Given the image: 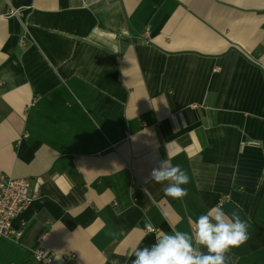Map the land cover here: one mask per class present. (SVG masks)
I'll use <instances>...</instances> for the list:
<instances>
[{
    "label": "crops",
    "instance_id": "crops-1",
    "mask_svg": "<svg viewBox=\"0 0 264 264\" xmlns=\"http://www.w3.org/2000/svg\"><path fill=\"white\" fill-rule=\"evenodd\" d=\"M0 175L36 194L0 264L43 233L51 264H132L214 206L249 224L226 264H264V0H0Z\"/></svg>",
    "mask_w": 264,
    "mask_h": 264
},
{
    "label": "clouds",
    "instance_id": "clouds-1",
    "mask_svg": "<svg viewBox=\"0 0 264 264\" xmlns=\"http://www.w3.org/2000/svg\"><path fill=\"white\" fill-rule=\"evenodd\" d=\"M151 180L165 184L164 195L174 200H183L188 195L184 185L190 182L189 175L179 165L168 159L150 173ZM193 230L161 231L151 246L137 247L132 264H226V254L246 243L249 224L233 211L226 212L214 206L192 221ZM112 264H119L113 261Z\"/></svg>",
    "mask_w": 264,
    "mask_h": 264
},
{
    "label": "built area",
    "instance_id": "built-area-1",
    "mask_svg": "<svg viewBox=\"0 0 264 264\" xmlns=\"http://www.w3.org/2000/svg\"><path fill=\"white\" fill-rule=\"evenodd\" d=\"M18 10H11L10 16L17 15ZM131 184H135L134 178ZM30 184L25 178H15L0 175V239L13 245H20L24 231V223L17 225L14 222L19 219L36 194L29 193ZM147 231L154 229L147 226ZM44 233L38 240V244L32 250L33 261L36 264H51L52 254L43 247Z\"/></svg>",
    "mask_w": 264,
    "mask_h": 264
},
{
    "label": "trees",
    "instance_id": "trees-1",
    "mask_svg": "<svg viewBox=\"0 0 264 264\" xmlns=\"http://www.w3.org/2000/svg\"><path fill=\"white\" fill-rule=\"evenodd\" d=\"M122 199L118 202V206H117V210L120 211L122 209H124L125 207H127L129 204H130V201L128 199V193L127 192H124L122 195H121ZM36 247V244L34 245V247H32L30 249V253H31V257L33 258V255H32V250Z\"/></svg>",
    "mask_w": 264,
    "mask_h": 264
}]
</instances>
